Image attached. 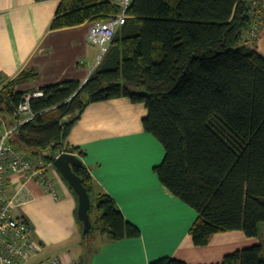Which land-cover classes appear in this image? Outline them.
Here are the masks:
<instances>
[{"label":"trees","instance_id":"1","mask_svg":"<svg viewBox=\"0 0 264 264\" xmlns=\"http://www.w3.org/2000/svg\"><path fill=\"white\" fill-rule=\"evenodd\" d=\"M121 10L115 0H62L50 30L104 22ZM126 14L88 79L40 88L43 97L30 102L36 118L18 127L9 143L47 163L64 153L81 160L84 152L66 140L88 105L121 97L143 104V128L164 149L153 171L170 194L197 212L189 231L194 245L228 231L257 237L264 223V57L245 43L253 26L260 29L261 5L132 0ZM34 76L23 72L0 89L7 126L14 125L12 112L26 95L14 91L16 82ZM73 171L91 200L90 232L98 229L108 241L138 238L140 230L94 184L83 163ZM149 264L185 263L164 257ZM220 264H264L262 246L235 251Z\"/></svg>","mask_w":264,"mask_h":264},{"label":"crops","instance_id":"2","mask_svg":"<svg viewBox=\"0 0 264 264\" xmlns=\"http://www.w3.org/2000/svg\"><path fill=\"white\" fill-rule=\"evenodd\" d=\"M61 1L0 0V89L23 72L35 76L16 82L14 91L27 95L66 81L83 84L94 71L100 49L89 41L93 22L50 30ZM258 2L262 24L255 43L248 47L264 57V0ZM146 115L143 104L124 97L92 103L66 140L68 147L84 152L81 161L94 184L140 230L138 238L108 241L98 229L84 234L78 198L51 167L47 176L58 199L45 193L43 185L11 175L6 194L10 198L19 191L21 204L13 215L27 221L40 243L36 260L60 257L78 264H149L169 257L185 264H220L226 255L257 245L264 256V223L258 225L257 237L228 231L212 235L205 246L194 245L189 231L197 212L170 194L154 173L164 149L145 132Z\"/></svg>","mask_w":264,"mask_h":264},{"label":"built area","instance_id":"3","mask_svg":"<svg viewBox=\"0 0 264 264\" xmlns=\"http://www.w3.org/2000/svg\"><path fill=\"white\" fill-rule=\"evenodd\" d=\"M116 2L121 7V12L107 21L94 22L89 32V41L100 49L98 62L117 30L125 23L126 10L132 0H116ZM258 32L257 26H253L248 32L247 43L255 42ZM42 97V91L25 95L21 104L12 112L14 125L7 126L0 117V264H77L60 257L37 261L36 258L41 250L40 243L33 238V230L27 221L13 215L15 208L21 204L18 198L19 191L10 198L6 194L9 178L11 175H18L43 185L45 193L58 199L54 183L47 176V170L53 166V162L47 163L40 158L31 157L19 147L9 143L10 137L18 127L36 118L37 114L32 110L30 102L32 99Z\"/></svg>","mask_w":264,"mask_h":264},{"label":"water","instance_id":"4","mask_svg":"<svg viewBox=\"0 0 264 264\" xmlns=\"http://www.w3.org/2000/svg\"><path fill=\"white\" fill-rule=\"evenodd\" d=\"M98 64L99 62H97V65ZM81 165L82 161L77 156L67 153L61 154L53 161L54 168L59 172L78 198V219L83 225V233L88 234L92 228L89 216L91 200L80 177L73 171V167Z\"/></svg>","mask_w":264,"mask_h":264},{"label":"rangeland","instance_id":"5","mask_svg":"<svg viewBox=\"0 0 264 264\" xmlns=\"http://www.w3.org/2000/svg\"><path fill=\"white\" fill-rule=\"evenodd\" d=\"M116 1V0H115ZM117 3V2H116ZM255 3L259 4L260 2H258V0H255ZM246 45H249L250 43H245ZM100 55V51H99V54ZM97 61H98V57H97ZM51 169H54L56 170L53 166L51 167ZM93 219H94V216H93Z\"/></svg>","mask_w":264,"mask_h":264},{"label":"clouds","instance_id":"6","mask_svg":"<svg viewBox=\"0 0 264 264\" xmlns=\"http://www.w3.org/2000/svg\"><path fill=\"white\" fill-rule=\"evenodd\" d=\"M98 62V61H97Z\"/></svg>","mask_w":264,"mask_h":264}]
</instances>
